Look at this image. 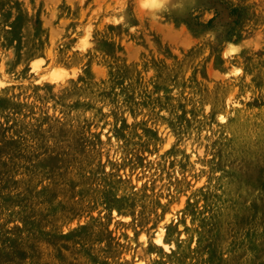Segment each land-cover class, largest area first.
<instances>
[{
	"label": "rangeland",
	"instance_id": "obj_1",
	"mask_svg": "<svg viewBox=\"0 0 264 264\" xmlns=\"http://www.w3.org/2000/svg\"><path fill=\"white\" fill-rule=\"evenodd\" d=\"M0 264H264V0H0Z\"/></svg>",
	"mask_w": 264,
	"mask_h": 264
}]
</instances>
